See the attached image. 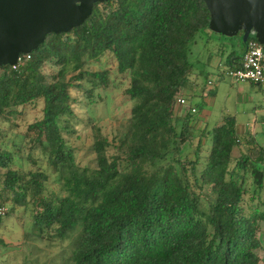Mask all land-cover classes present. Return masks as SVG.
Returning a JSON list of instances; mask_svg holds the SVG:
<instances>
[{
    "label": "trees",
    "instance_id": "16d2710c",
    "mask_svg": "<svg viewBox=\"0 0 264 264\" xmlns=\"http://www.w3.org/2000/svg\"><path fill=\"white\" fill-rule=\"evenodd\" d=\"M210 20L204 0L98 3L84 25L50 35L16 66L0 67L6 216L32 209L28 234L71 242L67 264H264V146L252 135L243 140L236 118L228 117L201 133L210 150L203 154L200 139L192 158L183 146L196 137L195 115L174 112L176 97L195 75H208L215 55L235 70L257 41L252 35L244 43L241 32L228 55L221 47L199 63L194 47ZM107 54L128 76L130 118L112 140L94 126V165L81 166L72 146L77 108L94 104L95 92L110 86V71L91 69ZM39 102L42 117L24 135L25 157L20 145L13 143L15 151L3 141L1 125ZM40 161L56 177L58 193H49L50 173Z\"/></svg>",
    "mask_w": 264,
    "mask_h": 264
},
{
    "label": "rangeland",
    "instance_id": "374dc122",
    "mask_svg": "<svg viewBox=\"0 0 264 264\" xmlns=\"http://www.w3.org/2000/svg\"><path fill=\"white\" fill-rule=\"evenodd\" d=\"M238 42V37L228 38L210 30L206 31L202 39H199L198 44L195 45L192 59L207 64L211 52L219 51L218 49L221 47H225V50L229 51V47ZM220 57L215 55L210 63L216 66ZM91 69L96 72L110 71L111 84L107 89H98L95 92L94 104L88 106L82 104L77 108L80 116L77 126L80 131L79 137L72 141V146L76 150V160L81 166L94 165L95 155L91 151L93 127H102L103 133L112 140L113 136L122 131L127 124L132 108V103L125 95L129 86L128 76L117 73V62L110 54L104 56L101 62ZM213 80H215L214 93H211L210 98H206L204 102L200 100L201 109L204 112L208 111L211 115L209 128L224 122L228 117H234L238 122V133L243 140L247 135H252L257 143L264 146V90L249 82L235 83L229 78L221 83L216 82L217 77L215 76H213ZM206 81L207 77L201 76L200 83L204 84ZM182 95L190 101V96L185 91L182 92ZM198 100L196 99V101ZM192 106L197 108L194 104ZM42 108V103L39 102L35 107H29L23 116L1 125L5 131L3 141L8 144L11 150L17 151L13 148V143H16L21 146L22 155L28 156L29 149L26 146L28 139H24V135L28 134V126L42 117ZM178 113L177 116L180 114ZM195 135L191 144L186 143L183 146L184 151L190 150L192 158L193 150L199 139L204 141L203 154H208L211 145L209 138H203L201 133ZM244 150L246 151L247 148ZM39 155L40 151L36 150L34 156L37 158ZM45 166V162L40 161L39 167L50 173L48 191L49 193H58L60 185L56 177ZM28 168L24 164V169ZM250 196H247V199ZM7 207L9 210L11 209L9 205ZM32 223V209L28 211L18 209L3 219V223L0 225V264H67L66 259L70 254L71 242L60 243L48 241L46 238L38 239L36 236L28 234ZM261 237L264 239V223L261 227Z\"/></svg>",
    "mask_w": 264,
    "mask_h": 264
},
{
    "label": "water",
    "instance_id": "95a60500",
    "mask_svg": "<svg viewBox=\"0 0 264 264\" xmlns=\"http://www.w3.org/2000/svg\"><path fill=\"white\" fill-rule=\"evenodd\" d=\"M112 0H0V67L16 66L50 35L67 34L92 16L94 6ZM209 29L233 38L252 35L264 46V0H204Z\"/></svg>",
    "mask_w": 264,
    "mask_h": 264
},
{
    "label": "built area",
    "instance_id": "2783aa9c",
    "mask_svg": "<svg viewBox=\"0 0 264 264\" xmlns=\"http://www.w3.org/2000/svg\"><path fill=\"white\" fill-rule=\"evenodd\" d=\"M224 72L227 77L236 82H249L264 90V46L258 41L249 42L241 66L235 70L226 69ZM184 108H188L193 114L197 113V108L191 106L188 99L180 94L175 99V115ZM7 212V207L0 206V219L5 218Z\"/></svg>",
    "mask_w": 264,
    "mask_h": 264
},
{
    "label": "crops",
    "instance_id": "0c3cea01",
    "mask_svg": "<svg viewBox=\"0 0 264 264\" xmlns=\"http://www.w3.org/2000/svg\"><path fill=\"white\" fill-rule=\"evenodd\" d=\"M231 51L232 50L230 49L226 55H228ZM230 68H232V67L228 63H226L225 58L220 59L219 62L216 63V66L209 63L207 65V67L204 69L206 74H208L206 76L207 81L204 84L200 83L201 76L195 75L192 78V84H191L190 88L185 91V93L190 96V101H189L190 105L192 106V104H194L197 106V113L194 114L195 117H194V124H193L194 126H196L195 134L196 133H203L207 129L210 130V129H213L215 126L222 124V123H218L214 127L209 128V120H210L209 117H211V115L208 111L204 112L201 109L200 100H202L204 102L206 98H210L211 93H214V88H213L214 85L213 84H214L215 80H213V76L217 77L216 82H218V83L225 82L226 79L229 77L226 76L224 70L230 69ZM229 79H231V78H229ZM231 80L236 83L235 80H233V79H231ZM244 83H246V82H244ZM196 99H199V100L196 101ZM188 111H189L188 108H184L179 112L180 114L179 113L178 114H179V116L183 117L184 115H186V113ZM263 122H264V120H263ZM200 124H202V125H200ZM237 127H238V122H237ZM199 140L197 141L196 144H198Z\"/></svg>",
    "mask_w": 264,
    "mask_h": 264
}]
</instances>
